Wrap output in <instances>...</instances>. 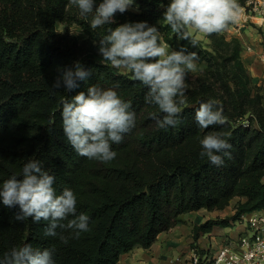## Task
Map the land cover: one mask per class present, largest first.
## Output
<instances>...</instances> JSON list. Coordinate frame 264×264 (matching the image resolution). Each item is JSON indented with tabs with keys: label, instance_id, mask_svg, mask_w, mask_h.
<instances>
[{
	"label": "trees",
	"instance_id": "1",
	"mask_svg": "<svg viewBox=\"0 0 264 264\" xmlns=\"http://www.w3.org/2000/svg\"><path fill=\"white\" fill-rule=\"evenodd\" d=\"M168 3L135 0L136 10L117 12L115 23L93 30L92 15L81 16L71 0H0V185L20 176L29 160H39L55 177L57 193L72 189L77 214L89 216V230L64 244L59 235H45L46 221L15 220L18 206L8 208L0 199V255L29 243L52 250L55 264H119L122 254L150 247L184 213L221 210L233 198H245L234 214L193 225L196 247L202 232L232 226L242 214L264 208V93L254 87L241 41L225 35L232 23L208 35L211 48L194 34L178 39L163 18ZM144 21L160 30V42L178 50L187 47L205 65L193 84L186 82L187 104L175 127L157 125L151 114H162L146 103L148 88L130 71L103 60L93 43L98 45L109 27ZM72 25H79L86 37L72 34ZM76 61L90 71L87 80L77 81L79 87L71 92L54 89L55 78ZM91 85L113 88L135 113V127L112 145L117 155L106 163L79 156L62 127L63 101ZM209 100L218 101L227 123L201 129L195 112ZM208 132L224 133L231 144L222 166L200 157V140Z\"/></svg>",
	"mask_w": 264,
	"mask_h": 264
},
{
	"label": "clouds",
	"instance_id": "2",
	"mask_svg": "<svg viewBox=\"0 0 264 264\" xmlns=\"http://www.w3.org/2000/svg\"><path fill=\"white\" fill-rule=\"evenodd\" d=\"M134 2L102 0L97 4L96 0H71L81 16L92 15L93 30L115 23L114 15L126 12ZM239 15L237 0H169L163 18L178 39L189 40L192 31L206 35L224 31ZM107 33L98 45L93 41L103 60L117 69L129 70L134 80L148 88L145 100L156 105L162 114H151L160 128L175 127L182 106L187 104V75L197 66V53L185 46L169 51L171 46L160 42V30L146 21L109 27ZM195 43L191 41L193 47ZM90 74L76 61L73 67L62 70L52 87L71 92L79 87L77 81L87 80ZM61 119L63 132L76 153L103 163L116 157L112 145L121 143L124 134L135 127L130 102L121 99L113 88L98 85L87 87L86 92L80 91L70 100L66 98ZM195 121L201 129H209L225 125L227 118L218 101L209 100L196 109ZM200 145V157H206L215 166H222L224 157L230 158L231 144L224 133L208 132ZM54 183L55 177L43 169L41 161L29 160L20 176L12 175L0 185V199L8 208L18 206L15 220L46 221L45 235H59L61 242L67 244L69 239H78L81 232L89 230V216L77 214V196L72 189L64 188L58 194ZM57 229L62 231L58 233ZM0 264H55V261L52 250L25 243L0 255Z\"/></svg>",
	"mask_w": 264,
	"mask_h": 264
},
{
	"label": "crops",
	"instance_id": "3",
	"mask_svg": "<svg viewBox=\"0 0 264 264\" xmlns=\"http://www.w3.org/2000/svg\"><path fill=\"white\" fill-rule=\"evenodd\" d=\"M243 60L254 75L259 76L263 72V63L258 57H243ZM203 209L189 212L188 217H185L186 213H184L182 216L189 221L182 218L176 226L160 233L148 248L136 246L131 251L122 254L119 264H186L194 248L191 224L195 225L204 221L200 215ZM244 230V223L226 227L215 226L210 232H202L195 243L202 252L212 256L219 245L237 237Z\"/></svg>",
	"mask_w": 264,
	"mask_h": 264
},
{
	"label": "rangeland",
	"instance_id": "4",
	"mask_svg": "<svg viewBox=\"0 0 264 264\" xmlns=\"http://www.w3.org/2000/svg\"><path fill=\"white\" fill-rule=\"evenodd\" d=\"M237 3L240 6L239 19L236 22L232 23V25L229 26L225 30L224 33L228 39H231L232 37H238L240 39L241 46H242L241 57H258V59H260V61L263 63V66H262L263 72H261L259 76L254 75L253 71L250 70V68L247 64L246 65L252 74L253 84H254L255 89H258L260 87V88H262L261 91L264 93V27L259 24L260 19H258L257 17L253 18V17L249 16L248 11L244 8L245 0H237ZM129 9L130 10H136L137 8L133 4ZM64 27L65 26L63 23L58 24L59 30H63ZM70 32L73 34L79 33L76 35L80 39L86 37V33L84 32V30L79 25H72L70 27ZM192 34H194L197 38L202 40L203 43L207 47H209V48L212 47L211 46L212 41L208 35L203 34V33H199L196 31H192ZM162 43L165 45H170L165 41H162ZM170 46L171 47L169 48V51L178 50L176 46H174V45H170ZM247 46H250V47L248 48ZM204 66L205 65L203 62L197 60V66H196L194 71L188 72L186 82L187 83L192 82V84H193L198 79L200 74L203 73ZM119 69L122 72H128L129 71V70L124 69V68H119ZM256 86H257V88H256ZM244 199L245 198L235 197L231 200L230 204L227 207H225L224 209H221V210L220 209L208 210L207 208H204L202 210V212H200L201 218H202V220L203 219L206 220V219L211 218V217L218 218V217L230 216V214L232 215L235 213L236 204L240 200H244ZM182 215H184V214H182ZM182 215H180V217H179L180 220H182V218L184 219V217ZM188 215H189V212H187L185 214V217H188ZM184 220L189 221L188 219H184ZM236 223H241V221L235 222L233 225H236ZM191 225L193 227V223ZM194 248H199V247L196 245V247H194Z\"/></svg>",
	"mask_w": 264,
	"mask_h": 264
},
{
	"label": "built area",
	"instance_id": "5",
	"mask_svg": "<svg viewBox=\"0 0 264 264\" xmlns=\"http://www.w3.org/2000/svg\"><path fill=\"white\" fill-rule=\"evenodd\" d=\"M244 8L264 27V0H245ZM240 221L245 230L237 237L219 245L212 256L193 248L186 264H264V210L244 213Z\"/></svg>",
	"mask_w": 264,
	"mask_h": 264
}]
</instances>
